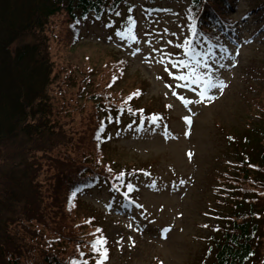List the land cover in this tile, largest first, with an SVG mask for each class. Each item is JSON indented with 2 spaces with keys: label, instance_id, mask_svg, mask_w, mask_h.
<instances>
[{
  "label": "trees",
  "instance_id": "trees-1",
  "mask_svg": "<svg viewBox=\"0 0 264 264\" xmlns=\"http://www.w3.org/2000/svg\"><path fill=\"white\" fill-rule=\"evenodd\" d=\"M97 1L103 0H0V264H70L73 259L95 264L99 256L91 243L103 237L98 236L101 230L97 231L94 218L72 191L82 187L84 174V179L90 177L85 182L91 187L103 183L114 192L112 184L124 188L113 179L120 172L112 169L115 160L109 157V148L101 152L98 130L109 116L122 113L116 102L125 98L134 103L138 96L111 93L114 69L100 74L108 78L104 91L92 90L91 72L79 69L80 63L66 62L56 70L50 57L39 53V44L27 39L33 29L38 34L51 16L60 15L56 26L71 33L77 18L87 11L98 14L108 6L116 12L126 0H104L100 5ZM227 1L187 0L186 14L201 26L206 17L214 19L218 14L228 24ZM214 4L220 5L215 11L203 8ZM254 4L264 13V0ZM69 39L65 33L66 49ZM252 71L249 102L259 97L257 93L264 94L263 61ZM107 95L115 100L109 101ZM257 105L264 113V106ZM251 117L243 122V135L228 137L235 143H228L231 159L242 163L237 175L227 178L231 192L224 206L228 212H212L223 219H215L223 225L212 236L214 249L198 264H251L255 255V234L264 224V205L260 211L255 209L261 197L264 200V118L253 121ZM47 136L53 142L46 150L39 149L41 138ZM51 152L62 159L61 166L48 164ZM220 179L214 176L216 184ZM27 185L33 195L18 197L27 193ZM260 261L264 264V254Z\"/></svg>",
  "mask_w": 264,
  "mask_h": 264
},
{
  "label": "rangeland",
  "instance_id": "rangeland-1",
  "mask_svg": "<svg viewBox=\"0 0 264 264\" xmlns=\"http://www.w3.org/2000/svg\"><path fill=\"white\" fill-rule=\"evenodd\" d=\"M234 3L236 9L231 15L237 23L230 35L247 38L249 42L247 45L241 42V48L232 45L226 48V52L217 50L208 57H201L202 62L207 60L210 65L208 69L201 67V72H208L214 80L222 81L225 87L222 91L210 90L209 94L214 99H204L187 107L179 97L188 100H200V97L191 92L183 80L177 79L178 68L172 66L174 54L181 50L176 45L182 44L189 34L183 14L184 3L162 2L155 6H169L170 12L148 15L143 14L141 1L134 0L136 26L133 34L137 41L133 43L136 39L127 37L122 40L111 35L114 29H105L104 24L96 23L83 28L85 43L72 49H66L62 39H50V28L48 31L40 29L38 34L35 29L28 33L27 39L39 44V53L44 52L46 59L49 56L48 61L56 70L66 62L82 66L85 63L96 64L97 61L101 63L109 48L116 46L130 59L128 72H139L146 79L147 88L141 86L146 89L148 98H154L156 107L160 106L158 99L161 103L166 100L170 105L171 116L166 120L165 132L151 130L135 135L125 131L108 147L109 157L119 165H151L149 179L142 175L132 181L139 188L135 194L143 204L142 209H131V203L122 208V201L105 190L85 198L108 219L107 239L112 248L115 246L108 264H198L207 258L205 252L209 242L203 241L202 237L209 238L211 233L203 226L207 222L205 213L209 208L228 212L226 206L219 205L218 191L209 186L207 173L211 167L214 170L220 167L218 160L224 154L231 155L232 149L227 143H235L228 137H240L245 133V124L241 121L248 120L253 112L255 115L263 113L256 106L258 102L264 106L262 93H257L259 97L249 104L243 99V96L251 95L245 90L249 75L253 73L251 69L261 61L264 63V21L262 23L256 14L258 12L249 11L255 5L254 0H236ZM122 20L115 21L121 23ZM86 31L95 38L84 33ZM96 37L104 44L96 45ZM154 48L158 51H153ZM162 58L163 63L159 62ZM186 116L190 118V124L183 119ZM262 118L264 113L261 117H251L253 121ZM50 139L48 136L41 138L42 144L38 148L46 150L53 142ZM62 163L56 153L49 154V165L61 166ZM214 176L216 173L213 180ZM49 181L50 177L46 175V182ZM27 188L29 191L24 189L27 193L21 192L18 197L33 195L29 185ZM228 202L226 200L225 204ZM261 233H264V226Z\"/></svg>",
  "mask_w": 264,
  "mask_h": 264
},
{
  "label": "snow or ice",
  "instance_id": "snow-or-ice-1",
  "mask_svg": "<svg viewBox=\"0 0 264 264\" xmlns=\"http://www.w3.org/2000/svg\"><path fill=\"white\" fill-rule=\"evenodd\" d=\"M129 11H131V9H129ZM117 15H119V13H117ZM128 27L126 29V31H118L117 35L121 36L122 38L127 36L131 39H136L135 35L133 34V29L135 26V21L133 20V18L131 16L128 17ZM189 31L192 33V37L195 38L196 33H197V27H196V22L195 19L192 20V22L189 24ZM175 35V34H173ZM206 35V34H205ZM168 43H171V41H168ZM177 47H181L183 48L184 52L188 55L189 59H185V60H180V61H172V66L173 67H186L188 69V75H180L177 77V79L179 80H189L191 79L192 83H203V88L201 89V91L198 93L200 100H188L185 99L184 97H179V99L181 100V102L183 103V105L185 107H187L189 104L191 103H200L202 100L204 99H214V96L210 95V90L211 89H219V90H223V88L225 87V85L223 84L222 81L219 80H214L213 77L208 73V72H201L200 68L203 67L204 69H208L210 67V65L207 63V60H204L203 62L199 59H197V57H208L211 53V48L212 45L209 44L208 50L205 52H198L196 51V47L195 45H193L192 43V39L189 38H185L182 44L176 45ZM220 48L223 51H227V49L225 48L224 45H220ZM137 51H139V49H137ZM153 51H158L157 49H153ZM223 58V57H222ZM161 63L164 62V59L162 58L161 61H159ZM191 62V63H190ZM191 64H194L195 67L191 66ZM224 65H221V67H223ZM139 93H133L132 95H138ZM173 95H176L175 92H173ZM128 99H131V96L128 97ZM170 107V106H169ZM120 111L122 112L123 109H120ZM128 111L130 113H132L133 115H135V113L132 111L131 108L128 109ZM142 114L143 110H139ZM108 122L111 123L112 122V117L109 116L108 118ZM144 117L143 115H141V120L143 121ZM149 123H155L159 117L156 115L150 116L147 118ZM185 120L186 123H191V120L189 117H184L183 118ZM116 122H119V118L116 119ZM139 127V126H138ZM104 130V123L103 121L101 122V128L98 130L99 132H103ZM185 135H187V133H185ZM191 155V154H189ZM109 171L111 172V169H109ZM132 173L128 174V180L127 183L125 184V173L123 171H121L118 175L114 176L113 179L115 181H117L119 183V185L126 187L127 191H125L123 193V196L125 198H128V193L132 192L135 189V185L132 182ZM145 175H148L147 173H145ZM181 183H183V181H181ZM112 188L119 192L120 188L117 186V184H112ZM73 196L76 195L75 192L72 193ZM97 231H99V229H97ZM164 231H168V229H164ZM107 243L106 238L101 237L99 239H96L94 241H92L91 243V249L94 253H99V257L96 259L95 264H103V262L107 259V252L108 249L105 247ZM81 256L84 255V253H80ZM70 264H88L87 260H77V259H73Z\"/></svg>",
  "mask_w": 264,
  "mask_h": 264
},
{
  "label": "bare ground",
  "instance_id": "bare-ground-1",
  "mask_svg": "<svg viewBox=\"0 0 264 264\" xmlns=\"http://www.w3.org/2000/svg\"><path fill=\"white\" fill-rule=\"evenodd\" d=\"M220 7V5L214 4L212 6H204L203 8L209 11H215Z\"/></svg>",
  "mask_w": 264,
  "mask_h": 264
}]
</instances>
